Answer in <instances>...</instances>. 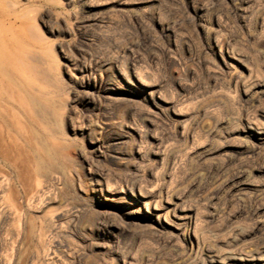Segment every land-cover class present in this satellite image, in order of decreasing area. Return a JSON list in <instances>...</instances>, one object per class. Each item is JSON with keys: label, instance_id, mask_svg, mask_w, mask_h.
Returning <instances> with one entry per match:
<instances>
[{"label": "rangeland", "instance_id": "rangeland-1", "mask_svg": "<svg viewBox=\"0 0 264 264\" xmlns=\"http://www.w3.org/2000/svg\"><path fill=\"white\" fill-rule=\"evenodd\" d=\"M16 2L0 264H264V0Z\"/></svg>", "mask_w": 264, "mask_h": 264}, {"label": "bare ground", "instance_id": "bare-ground-1", "mask_svg": "<svg viewBox=\"0 0 264 264\" xmlns=\"http://www.w3.org/2000/svg\"><path fill=\"white\" fill-rule=\"evenodd\" d=\"M22 35H24L25 38H29L31 40L32 39L33 40L34 39H37V37L35 36L36 34L33 33V30L31 29V27H29L28 25H26V24H24L22 22L21 16H20V14H19V12L17 10V2H16V0H0V159H2L5 156V155L3 156V149H2V144H4V143H2V134H3L2 133V130L3 129L1 127V124L4 121V117L6 115L5 114V109L8 106L7 104L9 102V100H12L13 102H15L23 110H25L26 107L29 108L28 105H27V101L24 98V96H27V95L29 96L28 92L26 91V85H25L26 83L25 84L20 83L19 79H20V77L25 78V76H26L25 73L27 71H29V72L32 71V73H34L33 72V69L35 70V68H33L32 65H31V68H30L27 65V63L24 62V58H29V53H26V52L23 51L24 49L22 48V45H21L22 44L21 43V37H22ZM30 58L32 59V56L31 55H30ZM14 64L19 65V68H18L19 69L18 70L19 72L18 73L14 72ZM15 73H16V75H15ZM17 74L19 75V77L17 76ZM33 76H34V74H33ZM26 77H28V75ZM29 77H31V76H29ZM13 88L15 89L16 93L13 92ZM34 94H36V93H34ZM14 95H16V97H14ZM31 97L33 98L32 95H31ZM31 97H30V99H31ZM25 101H26V103H25ZM37 101H36V103H38ZM8 108H10V107L8 106ZM27 110H29V109H27ZM13 112H16V110L13 111ZM8 113H10V112L8 111ZM28 113L30 114L31 111H29V112L27 111V114ZM15 114H17V113H15ZM12 116H14L15 119L17 120V118L20 115L19 116L17 115L18 117L16 115H12ZM21 121L24 122V120H21ZM33 121H35V119ZM11 122H13V121H11ZM14 124H15V122H14ZM12 125H13V123H12ZM16 127L18 129V126H16ZM20 128L22 129L23 127H20ZM23 132H26V131L23 130ZM23 134L25 136H28L25 133H23ZM12 136H14V135H12ZM29 137H30V135H29ZM29 137H27V139ZM27 139H25V140H27ZM29 139L31 140L33 138H29ZM29 143H30V141H29ZM30 144H32V143H30ZM17 146H19V144ZM27 152H28V150H27ZM4 153H5V149H4ZM41 154H44V153H41ZM22 156L24 157L25 155H22ZM11 162H13V161H11ZM30 162H32V161H30ZM50 164H51V162H50ZM0 169H1V167H0ZM0 180H2V179H0ZM1 193H3V191H2V188L0 186V209H1V201H2V198H3L2 197L3 195ZM144 198L145 197L142 196V195L139 196V197H136L137 204H143L145 206V208H146V213L148 214L149 218L151 220H154V218H155V221L157 222V224L159 226L163 227L167 223V220L166 219L169 218L168 217V211H163V209H159L156 206H153L152 203L147 202ZM190 225L192 226V222H191V224H189V227H190ZM262 256H264V255H262ZM260 259L261 258L257 254H250V255H247L244 258L236 259L235 260V264H258V261H261ZM262 259L264 261V257H262Z\"/></svg>", "mask_w": 264, "mask_h": 264}]
</instances>
